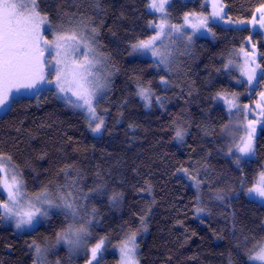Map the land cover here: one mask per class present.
Wrapping results in <instances>:
<instances>
[{
	"label": "trees",
	"instance_id": "trees-1",
	"mask_svg": "<svg viewBox=\"0 0 264 264\" xmlns=\"http://www.w3.org/2000/svg\"><path fill=\"white\" fill-rule=\"evenodd\" d=\"M148 3L99 0L97 9L92 0H40L42 14L53 23L62 12L77 13L91 17L99 28L97 44L112 72L97 105V112L105 116L103 133L92 135L81 112L61 103L52 89H44L40 102L36 93L10 98L0 114V154L11 157L8 162L22 173L30 196L44 186L54 192L55 185L75 179L79 170L77 187L89 194L83 203L98 213L89 243L106 236L118 241L135 232L139 264H249L246 253L264 237V204L247 198L242 190L224 201L216 200L214 192L240 189L241 176L247 178L245 187L252 185L264 170V130H258L255 156L237 168L228 148L239 136L233 139L231 130L224 129L227 111L213 97L218 91L244 89L234 82V68L217 69L236 59L247 37L257 43L258 61L264 67L263 37L248 26L212 24L216 37H196L167 72L149 57L130 55V44L154 31L149 22H157V15ZM222 3L226 19L244 21L264 0ZM205 9L200 0H171L168 15L180 22L185 12ZM161 77L169 83L162 84ZM138 85L154 94L148 109L136 95ZM177 127L186 130L183 141L174 138ZM68 165L73 167L66 177L61 169ZM181 168L190 173L200 169V179L206 182L199 202L187 176L178 173ZM97 186L102 191L93 192ZM114 193L121 194L115 205L110 202ZM197 207H205L206 216L195 217ZM67 223L62 215H53L31 231L18 233L0 220V264H34L30 244L55 242Z\"/></svg>",
	"mask_w": 264,
	"mask_h": 264
},
{
	"label": "snow or ice",
	"instance_id": "snow-or-ice-1",
	"mask_svg": "<svg viewBox=\"0 0 264 264\" xmlns=\"http://www.w3.org/2000/svg\"><path fill=\"white\" fill-rule=\"evenodd\" d=\"M92 2L99 9V0H92ZM169 3L170 0H149L147 8L153 13H160L162 17L159 23L149 22V27L154 30L155 35L130 44L133 52L142 54L150 52L153 57L158 58L156 66L164 65L168 71L172 70L174 54L168 48L162 51L157 47L158 42L162 43L166 35L177 33L186 37L188 43L185 47L187 48L191 46L194 36L199 32L203 31L213 38L216 37V33L209 26L210 21L213 23L222 21L235 25L245 23L243 20L233 21L231 17L226 19L225 5L222 0H215L212 4L213 11L210 14L189 12L184 14V25L169 24L166 11V5ZM256 12L259 13L260 27L264 28V4L257 8ZM256 22V18L253 17L252 23ZM186 26L191 28V33L187 32ZM45 31L51 35V39L44 35ZM98 35L99 28L93 25L91 17L62 12L58 17V22L53 23L49 15L42 14L40 0H19V2L3 0V3H0V109L9 106L12 102L10 97L13 96L14 91L15 93H20L21 90L35 92L37 101L40 102V86L54 84L55 91L52 94L62 99L66 106L82 110L86 114L91 131L100 132L105 122L97 114V105L103 99L102 93L108 87V77L112 75V72L101 71L106 66L107 58L97 51ZM252 47L255 49V45ZM244 55L246 59L243 65H238L234 60L229 59L223 65V69H217V72L222 70L230 72L233 68H238L241 76L247 77L246 81L240 80L238 83L246 84L249 91H254L257 86L264 84V67L256 63L254 52L245 51ZM260 55L264 58V53ZM160 82L164 85L169 83L164 77H161ZM137 95L146 101V107L151 105L154 94L150 88L138 85ZM259 95L261 101H264V91ZM231 96L232 99H228L224 91H218L213 99H223L230 115L233 109L237 114L249 109L248 105H244L241 109V106L236 103L237 93L233 92ZM155 99L163 107L162 98L156 96ZM258 107L259 118L249 120L246 125H242L244 135L239 136L238 142L228 148V153L235 157L233 162L237 168L241 167L242 161H247L256 154L257 126L259 125L264 130V103H258ZM229 128V125L224 126L225 130ZM240 130L241 125H236V131ZM185 133V129L177 127L174 138L183 141ZM233 139L236 137L233 136ZM4 161L10 162L11 157L0 154V174L4 176L2 185L7 191V200L0 201V209H2L0 220H12L15 222L16 229H22L32 228L41 221L50 219L53 215H62L64 221L68 222L67 227L56 233L55 244L50 247L63 242L70 255L83 251L88 255L86 264H101L107 238H101L98 243L88 249V241L92 236L90 229L98 213L95 208L89 211L87 205L83 203L89 194H83L77 187L79 170L76 171L75 179L66 180L63 185H55L54 192L48 186H44L42 191L28 197L26 192H22V189L26 187L22 173L15 166L9 170ZM72 167L68 165L61 171L67 177L68 169ZM202 167L206 169V166ZM177 171H182L193 182L198 192L201 185L206 182L200 179V169H194L191 173L184 168ZM205 175H207L206 170ZM239 179L240 189L236 191L217 189L214 192V198L219 201L235 198L236 192L242 190L244 195L264 202V170L259 172L258 178L250 187H245L247 183L245 176ZM146 190L150 191L151 186L149 185ZM92 191L100 192L102 186H97ZM120 198V193H114L110 197V202L114 205L118 204ZM206 210L205 207L196 209L197 213ZM141 223H144L143 217H141ZM136 235L137 233L132 232L120 248L122 264H138ZM30 247L35 249L38 260L50 250L49 247L42 249L35 244V241ZM246 255L250 262L264 264V243L254 245ZM55 264H60V261L57 260Z\"/></svg>",
	"mask_w": 264,
	"mask_h": 264
},
{
	"label": "rangeland",
	"instance_id": "rangeland-1",
	"mask_svg": "<svg viewBox=\"0 0 264 264\" xmlns=\"http://www.w3.org/2000/svg\"><path fill=\"white\" fill-rule=\"evenodd\" d=\"M182 1H195V0H182ZM10 2H19V0H10ZM214 2H215V0H200L201 5H203V7H205L206 9L202 10L200 12H196V13L203 14V15L210 14L213 11L212 4ZM0 3H3V0H0ZM170 3H171V0H170ZM169 4L166 5V11H167L168 14H169ZM185 13H189V12H185ZM155 14L157 15V18H156L157 22L156 23H159L161 18H162L161 14L160 13H155ZM253 17H255L256 21H257L255 24L252 23ZM244 21H245V23L238 25V27L248 26L251 30H257L258 32L261 33V35L263 37V40H264V28L260 27L259 13H257L256 10L253 12V14H252L250 19L244 20ZM167 23L173 24V25H184L185 24L184 15L182 16L180 22L171 21L169 15H168ZM223 23L224 22H222V21L218 22V23H213V22L210 21L209 22V26L212 25V24H223ZM186 28H187V32L191 33V28L187 27V26H186ZM44 35L47 38L51 39V35L47 31L44 32ZM152 35H155L154 31L148 37H146V39H148ZM199 36L212 38L211 35H209L206 32L202 31V32L197 33L194 36L193 40L196 37H199ZM146 39H144V40H146ZM186 43H187L186 37H182V36H180L177 33H172L171 35H166L165 37H163L162 43L158 42L157 47L160 50H162V51L165 48L170 49L173 52V54H174V57H175L174 63H175V61L177 59H179L182 56H185V54H186V50H185L186 49V47H185ZM253 45H255V49H253V47H252ZM241 49H244V51H241ZM97 51H98L99 54H101L102 56L105 57V54L102 51V49L99 47V45L97 47ZM245 51L246 52H254L255 53L256 63H259V61H258L257 43L254 42L250 37H247V39L244 41L243 45L240 46V48H239V50L237 52L238 55L236 56V59L234 60L236 64L243 65L245 63V59H246L245 55H244ZM45 55H47V53ZM130 55L131 56H145V57H149L155 63H156V61L158 59L156 57H153L150 52L146 53V54H142V53H139V52H133L131 48H130ZM172 65H171V67H172ZM250 66H254V65H250ZM155 67L156 68H158V67L159 68H163L164 70H166L168 72V70L166 69V67L164 65H160L158 67L155 66ZM101 71L102 72L103 71H109L108 67H107V63H106V66L101 69ZM233 71L236 73V77L234 78V82L236 84L244 86V89L241 92L237 93L238 97L236 99V103L241 106V109H243L244 105H248L249 109L242 110L240 114H237L236 110L233 109L232 114L230 115L229 112H228V106L225 103V101L223 99H220V100L215 99V100L222 107H224L226 109V111H227V114H228V123H227V125L230 126L229 129L231 130L229 135H231V136H242V135H244L242 125H246L249 120H254V119L259 118L258 103H264V101H261V97H260L259 93L264 91V84H261V85L257 86L254 89V91H249L248 90V86L246 84L238 83V81H240V80L246 81L247 77L246 76H241V73H240L238 68H234ZM109 79H110V76L108 77V85H109ZM107 88L104 89L102 95L107 91ZM44 89H52L53 91H55V85L54 84H51V85L50 84H42L40 86V88H39V92L43 91ZM137 92H138V87L136 88V95H137ZM33 94H35V92H28V91H25V90H21L20 93H15V91H14L13 96H11L10 98L15 97V96H30V95H33ZM225 94H226L228 99H232L231 94L226 93V92H225ZM137 97L142 101V103L144 104V107L146 109H148L150 107V106H147V107L145 106L146 101H144L139 95H137ZM58 100L66 106V104L64 103V101L62 99H58ZM67 107L70 108L71 110L81 112L86 117V114L82 110L74 109V108H72L70 106H67ZM5 109L6 108L0 109V114ZM97 114L99 116H101L103 118L104 122H105V116L102 115V114H99L98 112H97ZM87 123H88V121H87ZM238 124L241 125V130L239 132L236 131V125H238ZM104 125H105V123H104ZM93 126H94V124H93ZM259 128H260V126L258 125L257 126V133H258ZM88 129H89V131H90V133L92 135H97L98 136V135H101L103 133L104 127L98 133H93L91 131V128L89 127V125H88ZM256 136H257V134H256ZM233 151H235V149ZM4 163H5L6 167L9 170L13 169V166L11 165V163H9L8 161H4ZM178 173L182 175L181 171H178ZM184 178L188 181V183L195 190L196 200H197V202H199L200 196H201L200 195V190H199V192L197 191V188L193 186V184L190 182V179H188V177H184ZM256 178H258V175H257ZM3 179H4V176H3V174H1V177H0V191L3 194V197H4V199L2 201H6L7 200V191L3 189V185H2ZM8 181H9V183L11 182L10 176L8 177ZM22 192H25V190L22 189ZM27 196L28 197H32L28 193H27ZM198 197H199V199H198ZM246 197L249 198V199H252V200H254V201H256V202H258L260 204H264V202H262L259 199H253L252 197H248V196H246ZM196 209H195V217L200 218V217L206 216L207 211L201 212V213H197ZM0 211H2V209H0ZM48 220H43L40 223L47 222ZM3 222H5L6 224L10 225L18 233L31 231L36 225L40 224V223H38V224L34 225L32 228L16 229L14 221H12V220H3ZM128 236H126V237H124V238H122L121 240H118V241L111 240V239H109L106 236L107 239H106V242H105V250L103 252V258L101 260V264H122L120 248H121L123 242L128 238ZM98 242H99V240L98 241H94L93 243H89L88 242V245H87L88 249H90L92 246H94ZM258 243H264V237ZM35 244L40 246L42 249L45 248V247H49L50 250L44 254V257L42 259L38 260L37 257H36V254H35V249L31 247L32 253L34 255V264H55V262L57 260L60 261V264H86L87 259H88V255H86L85 252H83V251L78 253V254H75V255H70L66 245L63 242H61L59 245H56L55 247H50L51 245H54L55 242H51L50 244H46V245H41V244H38V243H35ZM136 244H137V242H136ZM30 245H32V243ZM138 248H139V246H138ZM89 255H90V253H89ZM136 260L138 261V249H137V254H136ZM247 262L249 264H254V262H250L248 259H247ZM138 264H139V262H138ZM256 264H258V262H256Z\"/></svg>",
	"mask_w": 264,
	"mask_h": 264
}]
</instances>
